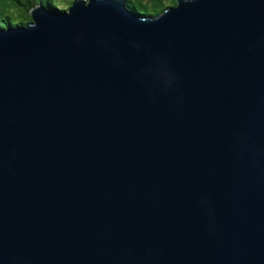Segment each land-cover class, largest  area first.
Returning a JSON list of instances; mask_svg holds the SVG:
<instances>
[{
  "label": "water",
  "instance_id": "obj_1",
  "mask_svg": "<svg viewBox=\"0 0 264 264\" xmlns=\"http://www.w3.org/2000/svg\"><path fill=\"white\" fill-rule=\"evenodd\" d=\"M29 15L0 28V264H264V0Z\"/></svg>",
  "mask_w": 264,
  "mask_h": 264
},
{
  "label": "trees",
  "instance_id": "obj_2",
  "mask_svg": "<svg viewBox=\"0 0 264 264\" xmlns=\"http://www.w3.org/2000/svg\"><path fill=\"white\" fill-rule=\"evenodd\" d=\"M120 1L125 4L126 8L133 12L138 11L137 8H144V14H152L154 16L159 15L166 9L164 0H146V4H142L143 0H140L139 2H134L133 0ZM38 4H42L47 10L57 9L52 0H0V28L5 29L9 27H17L23 24L22 22L16 24L13 23L14 19L9 12L12 7L19 8L20 12L27 15L29 11Z\"/></svg>",
  "mask_w": 264,
  "mask_h": 264
},
{
  "label": "rangeland",
  "instance_id": "obj_3",
  "mask_svg": "<svg viewBox=\"0 0 264 264\" xmlns=\"http://www.w3.org/2000/svg\"><path fill=\"white\" fill-rule=\"evenodd\" d=\"M74 0H52V2L54 3V5L56 6L58 11H67V9L71 6L72 2ZM134 2H139L140 0H133ZM146 0H143L142 4H146L145 2ZM177 0H164V4L166 8L169 7H173L176 5ZM138 11H136L135 13L140 14L142 16H154V15H150V14H144V8H137ZM10 14L11 17L14 19L13 23H19L22 22L23 24L21 26H25L26 24H28L29 22H31V17L29 15V13L26 15L25 13L20 12V9L17 7H12L10 9ZM29 17V18H28ZM4 29V28H3Z\"/></svg>",
  "mask_w": 264,
  "mask_h": 264
}]
</instances>
